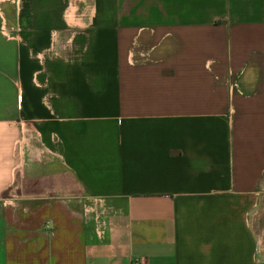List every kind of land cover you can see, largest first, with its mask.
I'll return each mask as SVG.
<instances>
[{
	"label": "crops",
	"instance_id": "obj_1",
	"mask_svg": "<svg viewBox=\"0 0 264 264\" xmlns=\"http://www.w3.org/2000/svg\"><path fill=\"white\" fill-rule=\"evenodd\" d=\"M264 264V0H0V264Z\"/></svg>",
	"mask_w": 264,
	"mask_h": 264
},
{
	"label": "built area",
	"instance_id": "obj_2",
	"mask_svg": "<svg viewBox=\"0 0 264 264\" xmlns=\"http://www.w3.org/2000/svg\"><path fill=\"white\" fill-rule=\"evenodd\" d=\"M133 264H143V263H142V261H139V262L137 261V262H135Z\"/></svg>",
	"mask_w": 264,
	"mask_h": 264
}]
</instances>
